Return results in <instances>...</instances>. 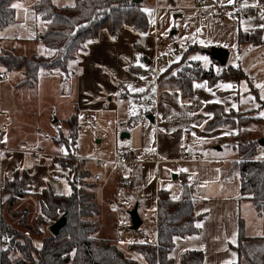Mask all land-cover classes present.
I'll use <instances>...</instances> for the list:
<instances>
[{
	"label": "crops",
	"instance_id": "1",
	"mask_svg": "<svg viewBox=\"0 0 264 264\" xmlns=\"http://www.w3.org/2000/svg\"><path fill=\"white\" fill-rule=\"evenodd\" d=\"M17 1L19 0L13 4L16 5ZM239 1L241 11L246 12H244L245 17L240 21L242 23L238 26V36L240 30L248 32L259 28L263 38V42L259 44L238 43L239 50L243 48V51H247L250 49L249 46L264 44V5L258 0L251 1V3H246L245 0ZM36 3H33L30 8L39 17L34 10ZM74 3L75 1L72 4ZM230 3L231 0H227L226 5ZM15 8L17 18L18 9ZM147 15L150 21L148 31L140 32L123 26L115 36H112L108 30L103 29L97 39L86 44V51L80 53L76 60L71 61V64L69 63L67 72L61 69L63 73L61 77L55 78L52 75L54 69H44L43 77L53 79V81H55L54 78L60 79L59 83L52 82L51 86L52 91L55 88L62 98L72 93L73 109L70 114L60 119L65 124L62 128H66V133H69V127L65 120L70 118L75 111L78 113L97 111L107 119L109 125L107 136L110 137L109 140L112 143V153L109 157L113 158L112 160L120 158L122 152L129 147L141 150L146 121L157 123V143L153 149V151H158L157 156L153 155V151L150 158L142 159L138 155V162L131 167L125 163L97 165L99 168L97 170L91 165L85 166L90 171L87 176L91 179L95 178L93 184L89 186L92 187L91 193L96 199L104 192L105 197L112 201L110 204L118 203L122 210L127 208L125 204H130L129 211L138 203V212L142 218V225L138 232L156 242L160 191L164 190L172 199H182L185 196V186H188L189 195L194 202L199 231L186 236H176L170 255L176 262H179L186 250L199 249L204 252V264H236L239 255L235 246L239 242L241 226L246 237L264 236L255 235L250 229L246 230L242 217V209L245 205L241 194L242 180L228 183L223 178V170L230 157H224L219 152L230 148L223 143V140L234 135L235 130L224 127L206 130L205 124L211 115L204 111V107L208 103L217 102L225 104L229 109L241 110V106L237 104L240 94H236L240 82L219 81L213 87H210L207 81L195 82V94L191 100L183 99L180 92L172 88L161 89L159 87L160 74L170 65L163 71L160 68L149 67L152 59L159 64L161 45L152 28L148 11ZM46 28H43V33ZM6 29L0 31V38L1 33ZM43 33H40L41 38ZM1 44L2 41H0V49L4 48L16 53L12 40H9L7 45ZM213 45L225 47L222 43ZM31 54L22 53L21 55ZM237 57L239 56H234L235 59H238ZM211 65L214 66L212 61ZM238 65L245 67L241 60ZM131 66L141 67L145 73L133 71L130 69ZM17 71L20 79L16 85L22 88L24 85L20 83L24 76L23 71ZM4 72L7 73L6 77L10 73L7 70ZM140 87H145V89L139 90ZM226 90L231 91L226 93L227 95H222L221 91ZM203 94H207V97ZM133 97L144 100L145 106L141 107V112L146 121L143 119L140 123H131L130 118L133 116L129 109V102ZM150 114H153V120L148 118ZM88 119L93 120V117L88 115ZM122 133L129 135L122 136ZM55 135L56 131H53L44 136L41 145L30 144L26 139H21L19 143L11 142L6 133L1 135L0 145L5 148V151L0 153V197L6 194L3 191L5 180L12 179L18 169H26L32 177V183L29 193L15 203L16 207L23 199L29 197L32 198L33 205L36 202L34 199L41 204L40 193L47 187L52 188L57 194H67L71 191L68 180L63 177L66 169L54 159L57 155L60 156V153H65L66 148L62 142L56 140ZM97 140L102 142L103 138ZM24 141L30 146L44 147L48 153L46 157L49 159L43 162V158L36 163L31 154L19 150L20 143ZM200 141L204 144L202 145ZM203 150L208 153L206 157L200 153ZM121 180L125 186L120 185ZM114 188L116 195L112 197ZM119 191L120 197L117 195ZM252 207L256 209L255 206L252 205ZM23 209L24 214L29 213L28 206L25 205ZM131 225L130 217V223L124 225L127 228L122 232V239L127 241L123 245L126 244V246L132 243L129 239L132 231ZM115 242L117 243V240ZM117 245L120 246L118 243Z\"/></svg>",
	"mask_w": 264,
	"mask_h": 264
},
{
	"label": "trees",
	"instance_id": "2",
	"mask_svg": "<svg viewBox=\"0 0 264 264\" xmlns=\"http://www.w3.org/2000/svg\"><path fill=\"white\" fill-rule=\"evenodd\" d=\"M16 0H0V31L15 22ZM264 5V0H258ZM252 9V8H249ZM37 14L48 21L42 34V41L49 51L48 55L32 53L30 56L18 55L12 50L0 49V65L7 71H23L21 85L32 87L38 84L41 70L60 68L67 72L69 63L86 51V44L99 37L100 31L106 29L112 36L123 27H131L136 31L146 32L150 27L149 17L143 1L134 0H75L74 4L58 6L53 0H39L34 5ZM263 42L261 30L239 31L238 43L259 44ZM211 46L190 45L189 51L206 52ZM222 72L214 68H206L201 61H185L171 63L161 72L159 87L172 88L180 92L183 99L191 100L195 94V82L207 81L210 87L218 80H248L249 75L241 66H222L213 60ZM180 67V68H179ZM131 70L145 73L138 66ZM219 73V74H218ZM204 111L211 115L206 122V130L226 127L241 131L252 121L261 120L241 110H225L221 103H208ZM65 123L69 127L68 137L63 136L58 142H64L67 156H56L54 159L68 172L63 173L70 184L71 191L57 194L52 188H44L41 193L42 216L59 219L66 217L65 225L57 235L50 234L43 239L41 247L33 244L30 237L18 228L7 223L0 210V264H139L135 258L126 255L125 251L111 238L96 235L99 230L100 207L93 193L78 188L76 171L79 160L75 154L79 134V113H75ZM65 139V140H64ZM235 146V145H234ZM240 160L238 167L241 173L242 196L253 202L260 215L264 214V160H251L254 153L264 148L259 139L240 142L238 146ZM59 157V158H58ZM32 177L26 169H18L12 179L5 180L3 191L8 194L6 201L9 207L31 189ZM189 187L185 186L182 199L170 198L164 190L160 191L157 220V243H130L129 249L140 252L148 264H177L170 255L174 248L176 236L197 233V215L194 202L189 195ZM140 230V228L138 229ZM6 236V239L4 237ZM239 258L236 264H264V237H246L242 226L239 242L235 246ZM20 253L15 257L14 253ZM204 252L199 249L186 250L178 264H204Z\"/></svg>",
	"mask_w": 264,
	"mask_h": 264
},
{
	"label": "rangeland",
	"instance_id": "3",
	"mask_svg": "<svg viewBox=\"0 0 264 264\" xmlns=\"http://www.w3.org/2000/svg\"><path fill=\"white\" fill-rule=\"evenodd\" d=\"M37 1L39 0L17 1L15 4L20 5L17 7V18L10 27L1 33V45H7L9 40H12V45L18 55L33 52L44 55L49 53L41 40L40 34L43 33V28H46L48 21L40 15L38 17L33 9L30 8ZM54 1L58 5H64L72 4L75 0ZM142 1L150 14L152 28L161 45L159 64L156 63L155 59H152L150 68H160L163 71L171 63L184 59L185 61H201L206 68L212 67L221 73L222 68L211 60L206 52L193 50L185 55L186 49L192 44L214 46L213 44L215 43H222L229 50L230 56L227 66L231 64L239 66L240 60L244 64L245 67L243 68L250 79L249 81L241 80L238 86L240 90L236 88V94H240V100L237 104L241 106V111L254 110L249 116L260 117L261 120L252 121L239 132L235 130L234 135L223 140V143L230 148H223L224 150L219 152L224 157H230L223 170L224 181L228 183L230 181L235 183L238 180L240 181L241 173L238 167L240 154L238 148L235 149L236 146L240 142L260 139L264 135V44L249 46L250 49L247 51H243V48L239 50L238 26L242 23L240 21L245 17L244 12H246L241 11L239 0H231L230 4H227L214 14H209L205 9L199 8L198 1L200 0ZM251 1L255 0H245L244 2L251 3ZM235 55L239 56L237 57L238 59L234 58ZM211 61L214 66L211 65ZM5 70L4 67L0 68V72ZM62 74L60 68L54 69L52 73L55 78L61 77ZM55 78V81H53V79L43 77V70H41L40 81L37 85L32 87L24 86L22 88L16 85L19 81L18 79H20L18 71H12L7 77L0 78V138L1 135L6 133L11 142L19 143L21 139H26L30 144L37 143L41 145L43 144V137L53 131H56V140L63 139V136L68 135V132L66 133L65 131L66 128L63 129L65 124L60 119L70 114L73 109L72 93L68 97L62 98V95L56 92L55 88L52 91V82H60V79L56 80ZM219 81L230 82L236 80L221 79L217 83ZM138 89H145V87ZM229 91L231 90L221 91V94L227 95L226 93H229ZM203 95L207 97V94ZM149 101L151 102V99ZM222 105L227 111L232 109L227 108L225 104ZM144 106V100L135 99L134 97L130 99L129 109L133 116V118H130L132 124L140 123L143 119L146 121L141 112V107ZM88 115H91L93 120H89ZM102 116L97 111H82L79 113V136L76 142L75 154L80 158L78 159L80 165L76 171V184L78 188L88 193L92 192V187L89 185L93 184L92 182H94L95 178L92 177L91 179V177L87 176L90 171L85 166L91 165L92 168L97 170L99 168L96 161H93L92 158H101L106 161L113 159L109 157L110 153H112V143L109 140L110 137L108 138L107 136L109 125L107 119ZM156 124V122L146 121L142 149L135 152L137 157L140 155L142 159H146L152 156V151L157 143ZM101 138H103V141L98 142L97 139ZM200 143L204 144L203 141H200ZM258 152L262 155L261 148H259ZM200 153L204 157L208 155L205 150L200 151ZM67 155V149L65 148V153H60V156ZM48 159L49 157L45 156L43 162ZM35 162L39 163V161ZM67 172L68 170L66 169ZM122 181H120V185L125 186ZM115 190L114 188L112 197L116 195ZM103 193L96 199L101 209L98 217L100 227L96 235L117 240V243L124 248L127 256L135 258L139 264H148L140 252L135 249L128 250V246L126 244L123 245L127 243V241L122 239V232L127 228L124 225L130 223V204H125L127 208L122 210L118 203L110 204L112 201H109L110 199L105 197ZM117 195L120 197V191ZM8 196V194H2V197H0L1 212L4 220L28 235L35 246L41 247L43 239L51 234L50 226L58 219L52 220L51 218L43 217L41 204L34 199L36 202L33 205L30 197L23 199L18 207H9L8 202L3 204ZM116 198L114 199L116 200ZM242 198L245 200L242 217L245 221L246 230L250 229L255 235L264 236V216L260 215V212L252 207V205H255L251 200L243 196ZM26 202L30 204H23ZM25 205L29 208V213L27 214H24L23 208ZM148 240L152 242L150 244H153L154 241L152 239L148 238ZM14 255L18 257L20 253L15 252ZM176 263L178 264V262Z\"/></svg>",
	"mask_w": 264,
	"mask_h": 264
},
{
	"label": "built area",
	"instance_id": "4",
	"mask_svg": "<svg viewBox=\"0 0 264 264\" xmlns=\"http://www.w3.org/2000/svg\"><path fill=\"white\" fill-rule=\"evenodd\" d=\"M227 0H200L198 1V7L205 9L209 14H214L217 11L221 10L223 7L226 6ZM7 73L2 72L0 73V77H6ZM90 117V116H89ZM91 119V117H90ZM19 150L29 153L32 155L33 159L35 161H41L45 156L48 155L46 149L41 146H30L27 142H21L19 145ZM5 151V148L0 145V153ZM136 148L135 147H129L125 151L122 152L120 155V158L116 160H109L106 161L104 159H96L92 158L93 161H96L97 165L99 166H105L108 163H125L128 164L130 167L133 166L138 162L137 156L135 154ZM158 151H153V155L157 156ZM80 159V158H78ZM251 160H264V156L260 155L259 152L254 153L251 157H249ZM158 161V159H156ZM6 239V236L4 237ZM129 239L132 241V243H152L148 240V238L144 235L138 232V230H132ZM156 242H153V244H156Z\"/></svg>",
	"mask_w": 264,
	"mask_h": 264
},
{
	"label": "water",
	"instance_id": "5",
	"mask_svg": "<svg viewBox=\"0 0 264 264\" xmlns=\"http://www.w3.org/2000/svg\"><path fill=\"white\" fill-rule=\"evenodd\" d=\"M142 0H134V2H141ZM206 53L211 57L212 60H215L220 63V65L225 66L228 62L230 52L227 48L222 46H211L210 49L206 50ZM150 120H153V114H150L148 116ZM127 133H122V136H128ZM259 144L261 147L264 148V135L259 139ZM138 206L139 204L136 203L133 209L129 211L132 225V230H138L142 225V218L138 212ZM66 217L65 215H62L61 218H59L56 222H54L50 226V231L52 234L57 235L60 231V229L65 225L66 223Z\"/></svg>",
	"mask_w": 264,
	"mask_h": 264
},
{
	"label": "snow or ice",
	"instance_id": "6",
	"mask_svg": "<svg viewBox=\"0 0 264 264\" xmlns=\"http://www.w3.org/2000/svg\"><path fill=\"white\" fill-rule=\"evenodd\" d=\"M20 5H13V7H19ZM195 59V58H194ZM231 85H229V87H230Z\"/></svg>",
	"mask_w": 264,
	"mask_h": 264
}]
</instances>
